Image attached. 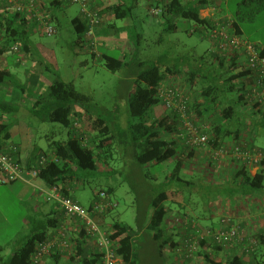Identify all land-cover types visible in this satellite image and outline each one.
<instances>
[{
    "label": "trees",
    "instance_id": "1",
    "mask_svg": "<svg viewBox=\"0 0 264 264\" xmlns=\"http://www.w3.org/2000/svg\"><path fill=\"white\" fill-rule=\"evenodd\" d=\"M38 1L42 3L43 8V5L45 6L49 0ZM139 1L135 0V2L127 4L126 0H118L105 8H100V10L95 7V0H91L90 8L95 10L100 18L99 23L92 27V34H89L90 21L82 12L84 21L79 17L73 19L72 22L76 26V32L79 36L89 38L88 46L90 49H88L92 50L93 55L98 53L96 41L93 38L94 28L107 20L113 22L127 20L132 17V10L135 8L140 13L148 11L149 14L158 17V23L160 25L166 24L168 30L177 29L179 20H187L200 24L202 29L208 33L215 27L217 21V18L202 17L201 15V10L212 5L216 6L217 0H145L146 8H143L144 3L140 4ZM62 2V0H51L49 4L61 6ZM244 3L253 7L252 14L264 7V0H244ZM155 9L157 11L154 12ZM45 15L50 20L52 19L48 14L45 13ZM220 20L230 23L227 18ZM29 21L28 17H24L16 11L0 12V29L5 30V36L10 40L9 42L27 43L30 35L29 33L27 35L25 27ZM231 23L236 33L241 35L238 23L233 20ZM120 26L128 36L124 44L125 50H120L119 56H114L109 52L100 55V61L111 71L127 68L130 65L132 60L128 56L131 37L136 38L137 47L139 41L141 42L142 34L131 35L129 23ZM93 42L94 45L91 44ZM254 45L260 55L264 57V48ZM215 46L216 43L214 42ZM133 59L136 68L129 74V77H133L134 84L131 85L132 89L127 100L128 113L133 121L130 122L128 128L116 135L111 133V126L108 124L107 118L101 115L94 117L92 124L97 128L96 135L89 137L88 140L73 131V134L65 142H55L53 145L55 157L51 156V158L45 152L39 155V157L41 155L47 156L48 160L41 166L37 177L49 187L57 186L64 195L70 197L67 186L71 185L72 182L82 180L85 184L88 176L97 171L110 175L117 174L119 168L115 162L111 166L107 160V153L108 149L113 148L118 137L132 150L135 164L141 170L147 164L155 166L175 160L172 172L166 176V182L162 183L150 198L151 220L145 230L148 235L152 236L160 256L167 259L169 252L167 253L166 250L175 251L181 246L178 245L173 227L169 223L170 211L168 207L173 204H183L188 199H186L184 188H172L168 184L175 180L187 187V180L182 177V170L197 148H190L182 142V140L186 141L192 136V132L174 107L167 108L165 106V102L159 97V89L173 82L187 94L186 114L190 117V122L197 132L207 135L208 142L205 148L210 150L223 148L228 144L224 143L228 137L235 135L236 138L237 134L246 129L249 131V138L243 142H247L252 148L264 149V147L256 146L253 142V138L256 139L257 135L261 133L257 129L264 128V112L262 109L251 105L246 99V86L247 83L252 82L253 77L250 69L246 70L245 66L237 63L235 57L226 58L222 56L216 49L204 56L197 55V59H175L178 62L167 55L150 60L135 59V57ZM194 61L200 65L196 66ZM15 78L16 76L10 70L0 69V86L7 82H13ZM196 89H199L198 95L194 93ZM24 90L23 88L22 91ZM231 92H235V96L231 97ZM90 100V96L77 90L72 82L57 78L37 97L31 112L42 121L58 122L66 128L74 130L79 115L76 112V107L79 106L84 113H89L87 111L91 109L89 108ZM242 103L251 112H255V115L243 112L245 110H242L244 107ZM157 106L159 107L156 108ZM17 109V103L0 99V117L14 114ZM207 123L214 130L208 132L209 130H206ZM247 125H250L251 128H246ZM10 130L9 123L0 122V150H4L7 144L16 148L10 150V153L21 166H24L18 145L10 141ZM33 163L28 162L27 165L32 166ZM259 164L264 165V161ZM263 180L264 173H259L247 177L246 183L252 189H261ZM114 189V186H108L100 192H95V202L106 200L107 194L114 193ZM103 192L106 194L105 197L101 195ZM87 208L93 211L95 205ZM148 210L149 208H146L144 215H140L143 219H138L136 230L119 220H115L110 225L109 237L119 242L117 252L122 258L119 264H138L133 258L135 249L133 238L138 231L142 230L144 220L148 216ZM111 211L112 208L108 207L103 216L107 217ZM96 218L98 219V217ZM53 220L57 222L56 219ZM51 221L52 219H46L42 225L36 224L31 232L23 238L20 246L5 261V264H33V255L38 250L39 244L46 242L51 237L50 229L56 228L54 224L50 223ZM188 229L190 230V228ZM250 233L253 239L257 241L252 252L234 253L230 249L229 253L231 254L227 259L215 261L216 257H211L207 252L208 250L206 251L209 245L206 244V241H202L197 254L203 257L206 263L210 262L209 264H264L261 259L264 250V229L254 233L250 231ZM72 241L74 242L75 254H72L67 264H101L102 254L96 250L84 227L80 235L73 238ZM240 245L238 244L237 247L242 246ZM222 250L228 251L229 249L223 245H215V252ZM182 254L188 259L186 261L182 259L184 264H198L191 260V256L186 253Z\"/></svg>",
    "mask_w": 264,
    "mask_h": 264
},
{
    "label": "rangeland",
    "instance_id": "2",
    "mask_svg": "<svg viewBox=\"0 0 264 264\" xmlns=\"http://www.w3.org/2000/svg\"><path fill=\"white\" fill-rule=\"evenodd\" d=\"M217 1L220 2L219 6L227 13L229 17L227 20H235L238 23L242 37L264 48V7L252 14L253 7L245 5L244 0ZM126 2L127 4H131L135 0H126ZM144 2L145 0L139 1L140 4ZM68 5H74V12L77 11V5ZM146 7V3H144L143 8ZM203 14L207 15L206 12H203ZM215 18L218 19V17ZM117 23H129L131 35H135V33L142 34L138 47L136 46V38L134 36L131 37L130 54L128 57L132 61L127 68L117 71L107 69L102 61H95L91 52H86V50H81L75 46L73 42L76 34L75 31L65 28L60 33L48 35L39 27L40 32L33 34L32 37V43L38 50L37 55L41 53L44 57L42 61L45 60L50 64L54 80L59 78L72 82L77 90L90 96L89 108L91 109L87 111L89 112L88 115L94 117L101 115L107 118L108 124L111 126V133H115L116 135L120 131L127 129L130 122L133 121L128 113L127 100L134 84L133 77H129V74L136 68L133 63L134 57L135 59L150 60L167 55L171 59L173 57L174 60H192L197 59V55L204 56L206 53H212L213 49H215L214 39L208 35L207 31L202 29L200 24L194 21L179 20L177 22V29L168 30L166 24L160 25L158 23V17L149 14L148 11L140 13L135 8L132 10L131 18L124 21L118 20ZM109 53L114 56L121 54L119 48H114ZM193 63L196 66L200 65L196 61ZM29 67L30 64L27 66L20 65L18 75L23 80L19 81L17 79L18 76H16L13 79L12 86L11 83L6 86L5 92L11 89L16 91L10 101H22L24 104L30 102V98L27 95H23L22 98L20 97L23 88L27 94H30L32 90L29 81L24 78ZM198 90H194L196 95L199 94ZM230 95L231 97L235 96V92H231ZM5 98L7 97L5 96ZM5 98L1 99L6 101ZM37 121L38 119L25 109H20V111L14 114L7 115V123L10 124L16 136H18L17 134L30 132L29 136L31 140L41 146L47 145L54 138L60 139L66 137H61L60 135V131L66 129L64 125L58 122L37 124ZM89 121L90 126H93V121L91 119ZM257 130L261 133L258 134L256 143L264 147V128ZM19 138L25 144V140L20 135ZM116 139L117 142L114 143L113 148L108 149L107 160H109L111 166L115 163L117 164L119 168L117 174L110 175L99 171L94 172L88 176L84 186L75 193V196L85 207H89L94 200L95 192H100L108 186H114L115 191L112 193L111 199L118 204L116 207H112L111 213L107 216L108 224L112 220L118 219L136 230L139 222L138 219H143L140 215H144L146 208H149L150 212V198L155 190H158L161 184L166 182V176H169L172 172L175 160H170L162 165L153 166L147 164L141 170L135 164L132 150L119 137ZM182 177L184 179L190 177L189 172L183 171ZM196 183L198 186L195 189L187 188L175 180L168 184L172 188L185 189L186 199L188 198L185 203L188 206V210L196 216L205 214L207 205L210 202L227 196L226 192H223L224 188L217 189L219 191H213L209 190L208 186ZM32 191L34 189L31 186H23L21 182L0 185V264L12 255L16 241L20 240L21 242L33 229V224H30L27 219L35 210L34 206L37 205L33 200ZM227 215L231 214L228 213ZM233 215L241 222L240 217L236 214ZM199 220H201L202 224L205 223L204 218ZM243 222L241 223L248 228V225ZM196 223L198 224L197 221ZM108 224L100 222L104 231L109 230ZM170 225L177 228V233L183 230L182 235L189 232L188 228H180L181 225L177 224L176 221L173 225ZM136 236L134 247L137 253L135 260L138 264H165V261L167 264L178 263L173 262L172 258H168L169 256H167V259L161 257L157 249L153 247L155 242L152 239L148 242V238L144 240L142 234H140V237L139 235ZM200 243L197 246V250L201 246ZM261 255V259L264 261V250ZM192 259L194 263L196 261L198 264H207L205 259L198 256L197 253H195ZM47 264L64 263L49 262ZM179 264L184 263L179 260Z\"/></svg>",
    "mask_w": 264,
    "mask_h": 264
},
{
    "label": "crops",
    "instance_id": "3",
    "mask_svg": "<svg viewBox=\"0 0 264 264\" xmlns=\"http://www.w3.org/2000/svg\"><path fill=\"white\" fill-rule=\"evenodd\" d=\"M117 1L118 0H95V7L102 9L110 4L116 3ZM50 2L51 0H49L47 4H45V6L43 5V11L52 17L51 21L57 28V33L62 32V30H64L65 28L71 31H75L76 34L73 39L75 46L79 47L81 50H86V52H91L92 50H89L90 47L88 46L89 38L86 39L87 36H84V38L79 36V34L76 32V26L72 22L73 19L78 17L84 21L81 14V7L78 4H75L78 6V9L76 12H74L75 10L73 8L74 5L72 6L62 2L61 6H57L55 4L50 5L49 4ZM219 3L220 2L217 1L218 4L217 6L212 5L210 7L201 10L202 17L205 16L214 17V18L218 17V19L229 18L227 13L223 10V8L219 6ZM5 11H6V4L0 2V12L4 13ZM203 12H206L207 15H204ZM36 25L37 23L35 21L30 20L29 24L25 27L27 30V35L29 33L30 37L27 43L24 44L13 41L9 42L10 40H8L5 36V30L0 29V69L10 70L12 74L18 76L17 79L19 81H22L23 79L18 75L19 74L18 72L20 70V65L27 66L28 64H30V67L27 69L26 76L24 78L28 80L29 84L32 86V90L30 94H27L25 90L20 94L21 98L23 95H27L30 98V102L28 104H24L22 101H15V102L10 101L12 95H14L16 91L14 89H11L10 91L8 90L7 92H5V90L8 84L11 83L12 86V82H7L6 84L0 86V99L1 98L4 99L6 96L7 97L5 98L6 101L17 103L18 109L16 112L20 111V109H25L26 111H29L32 115L33 113L31 112V110L35 104V100L44 91V89L47 88L54 81V74L52 73L50 64H48V62L45 60L42 61V58L44 57L42 56L41 53H40L41 55L40 54L37 55L38 50L36 46L32 43L33 34L40 32V30L38 29L39 27H37ZM120 25L122 24H118L117 22L107 20L102 25H99L94 28L93 38L96 41V47L98 53L97 55L95 54L93 55L92 53L91 54L94 56L96 62L100 61V55L102 53L110 52V50L114 48H119L121 51L125 50L124 44L127 41L128 36L125 30L121 29ZM15 45L20 46L19 53L13 51V46ZM243 104L244 103H242V105ZM243 106H242L243 107L242 110H245L243 112L247 114L255 115L254 114L255 112H251V110L248 107L246 108L245 104ZM76 112L79 113V115L77 116L78 120L75 122L76 128L74 130L68 128H66L65 130L62 129L60 131L61 133L60 135L61 137L62 136H66V137L64 138L62 137L60 139L54 138L49 143H47V145L44 146H41L40 144H37L33 140H31L29 136L30 132L29 133L24 132L23 134L22 133L17 134L18 136H16V134L13 133L12 129L10 130L11 132L10 141L18 145V148L20 149V158L22 161V165H24V167H31V165L30 166L27 165L28 162L31 163L34 162L32 164V166H34L36 164L35 161L37 160V158H39V155L44 152L47 153V156L55 157V150L53 146L54 143L61 141L65 142L73 134V131H75L79 135L84 136L88 140L89 137L96 135L97 128H95L92 125L90 126V121H89V119L94 121V116H90L86 112L84 113L83 109H81L79 106L76 107ZM7 115L3 116V118L0 117V122H7ZM36 118L38 119L37 124L45 123V121H42L38 117ZM261 120L258 121L260 122ZM206 125H207L206 130L207 131L209 130L208 132L214 130L211 128L210 125H208V123ZM246 128L249 129L251 127L250 125H247ZM246 130H242L239 134L236 135L237 136L236 138L235 135L228 137L224 143H228L227 145L229 144L232 145L234 143H239V142H243L244 140H247L249 138L248 136L249 131ZM19 135L22 139L25 140V144H23L20 141ZM253 142L255 143L256 146H259L256 143V139L253 138ZM183 171L189 172L190 177H187L186 185L190 189L193 188L195 189L196 186H198L196 182H198L203 186H208L209 190H213V191H219L220 189L224 188L225 190H223V192H226L227 196H225L222 199L214 200L210 202L207 205L206 213L203 214L202 216H196L193 212H190L188 210V206L186 205V203L177 204L176 206H174L175 204L170 205L168 207L170 211L169 213L170 224L173 225L176 218H181L183 222H185V220H187L189 223L197 221L198 224L202 227L218 228L220 225V220L223 217V215H227L228 213H230V214H236L238 217H240L241 222L244 221L248 225L250 231L253 233L257 232L258 230L264 229V180H263V187L261 189H252V187H249L246 183L247 177L251 175L255 176L256 174L259 173H264L263 164H258V165L242 164L240 162H237L234 158L225 155H221L215 158L214 150H210L207 148H198L194 150L193 156L190 158L189 162L183 168L182 173ZM16 182H21L23 186L29 185L34 189V191H32L33 200L36 202L37 205L34 206L35 210L27 218L28 222H30V224H33V227L36 224L42 225L46 219H52L50 223L52 225L54 224L56 228L50 229L49 233L52 234L50 239L53 238L55 234L59 232V230L63 231L71 241L73 238L80 235L82 231L81 221L76 218H68L65 215L59 203L51 197L50 195L51 188L47 184H45V182L42 179H40L39 177L37 178L33 177L28 173H24L22 178L10 183H16ZM83 186L84 183L82 180L72 182L71 185L67 186L70 197L78 201L79 203L81 202L76 198L75 193L78 190H80ZM197 189L199 188L197 187ZM111 195L112 194L109 195L107 194L106 200H101V202H103L104 204V208L102 211L97 210V212L95 213L96 217H98L99 219V222H104L108 224L107 217L103 216V213L105 210H107L108 207L111 208L114 207L112 205L109 206L108 203H113L116 205L118 204L117 202L111 199ZM94 203H95V198L90 206L94 205ZM150 212L148 210V216L144 220L142 230L138 231V233L134 235L133 240L137 238L136 235H139L140 237V234H142L144 236V240L148 238V242L151 241L152 236L148 235L145 232L147 225L151 220ZM201 218L205 219V223L203 224L201 223V220H199ZM53 219H56L57 222H55ZM115 220L118 219H114L111 222H109L108 224L109 228L110 225ZM172 227L178 245L182 246L184 244L183 243L184 238L188 236V232L182 235L183 230L182 232L180 231V233H177L176 227L175 226ZM181 227L190 228L189 226L187 227L185 225L180 226V228ZM88 237L94 243L96 250L100 252V248L97 246L98 245L97 239L90 236ZM21 242L20 240L16 241L14 245V251L20 246ZM206 244L209 245L206 251L208 250L207 252L211 255V257H216L215 261H221L223 259H227L231 254L229 253L230 249L232 250L231 252L234 253L240 252V247H237V245L231 247L229 246L230 248L227 247L229 249L228 251L222 250L220 252H215V245H211L209 243ZM153 247L156 249L155 243ZM168 252H169L168 258H172L173 262L176 263L178 262L177 264H179V260L181 262H183V260L185 261L188 260L186 256L182 254V252H178L177 249L175 251L168 250L167 253ZM74 254L75 253H73V255ZM135 256H137V253L135 252L134 249V254H133L134 259ZM69 260H70L69 256H66V254L60 252L59 250L53 249L52 253L48 254L45 257L44 264H47L49 262H55V263L63 262L64 264H67ZM135 262L137 261L135 260ZM1 264H5V261H2ZM165 264H167L166 261Z\"/></svg>",
    "mask_w": 264,
    "mask_h": 264
},
{
    "label": "built area",
    "instance_id": "4",
    "mask_svg": "<svg viewBox=\"0 0 264 264\" xmlns=\"http://www.w3.org/2000/svg\"><path fill=\"white\" fill-rule=\"evenodd\" d=\"M6 4L7 11H16L22 16L28 17L31 21L37 23L46 34L53 35L57 33V28L52 21L45 15L42 8V3L38 0H0ZM65 4L76 3L81 7V12L90 21L89 34H92V27L99 23V15L95 10H91V0H63ZM157 11L156 9L154 12ZM232 23L222 22L217 19L215 27L209 30L208 35L211 36L215 43L216 51L226 58H236L237 63L245 66V69H250L252 72V82L247 83L246 99L254 107L262 109L264 112V57L260 55L258 49L253 43L244 39L236 33L232 27ZM91 44H95L94 42ZM13 51L20 52V46H13ZM159 97L165 102L167 108H175L185 121V125L192 132L186 141H183L190 148H205L208 142V137L205 134H200L190 122V117L186 114L187 94L173 82L161 87L158 91ZM16 149L6 145L4 150H0V185L10 183L22 178L24 173H28L33 177H37L40 173L41 166L48 160L47 156L41 155L37 158L34 166H21L10 150ZM221 155L234 158L242 164H259L264 161V149L252 148L247 142L239 144L226 145L220 149H214V157ZM50 195L56 200L65 215L68 218H76L81 221V228H85L87 235L97 239V246L100 248L101 264H119L121 259L117 249L119 242L109 237L108 231H104L96 218L97 210H102L104 204L101 201L94 203L95 208L90 211L78 201L69 196L64 195L57 186H52ZM102 197H105L103 192ZM108 205L117 206L113 203ZM176 223L181 226H190L191 232L184 238L183 245L177 248L178 252L186 253L193 257L197 253V246L201 241H206L211 245H240V251L249 253L255 249L257 241L253 239L250 229L237 220L233 214L223 215L218 228L202 227L196 222L189 223L187 220L183 222L181 218H176ZM59 250L71 257L74 253V242L71 241L66 234L59 230L53 238H49L46 242L40 243L38 250L33 255V264H44L45 257L52 253V250Z\"/></svg>",
    "mask_w": 264,
    "mask_h": 264
}]
</instances>
